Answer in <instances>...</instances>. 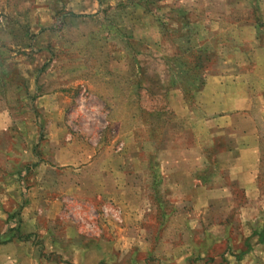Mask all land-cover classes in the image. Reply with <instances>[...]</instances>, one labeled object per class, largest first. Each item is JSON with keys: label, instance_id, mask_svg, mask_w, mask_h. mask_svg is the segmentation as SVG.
Masks as SVG:
<instances>
[{"label": "rangeland", "instance_id": "374dc122", "mask_svg": "<svg viewBox=\"0 0 264 264\" xmlns=\"http://www.w3.org/2000/svg\"><path fill=\"white\" fill-rule=\"evenodd\" d=\"M0 264H264V0H0Z\"/></svg>", "mask_w": 264, "mask_h": 264}, {"label": "crops", "instance_id": "0c3cea01", "mask_svg": "<svg viewBox=\"0 0 264 264\" xmlns=\"http://www.w3.org/2000/svg\"><path fill=\"white\" fill-rule=\"evenodd\" d=\"M223 79H217V78H215V77H210L208 80H207V85L208 84H220L221 83V81H222ZM245 107H234V106H232V107H230L229 109H228V111H224L223 113H228L229 111H232V110H240V109H244ZM222 113V114H223ZM240 147H242V146H240ZM244 153H246L247 155H253V159H252V161H254V159L255 158H257V155H255L257 152V145L256 144H247V145H245L244 146ZM242 153V152H241ZM240 156V155H239ZM241 157H242V154H241ZM187 158V157H186ZM238 159L240 160V157H238ZM254 163V162H253ZM244 170H246V169H244ZM199 192V187H196V189H195V192Z\"/></svg>", "mask_w": 264, "mask_h": 264}]
</instances>
